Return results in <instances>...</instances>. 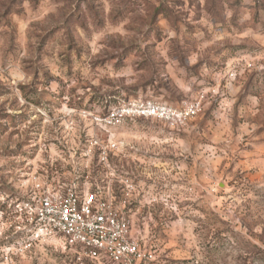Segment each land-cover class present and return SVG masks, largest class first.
<instances>
[{
    "label": "rangeland",
    "instance_id": "374dc122",
    "mask_svg": "<svg viewBox=\"0 0 264 264\" xmlns=\"http://www.w3.org/2000/svg\"><path fill=\"white\" fill-rule=\"evenodd\" d=\"M223 11L224 0H165L155 7L152 22L163 13L167 23L149 47L159 57L156 72L167 74L118 87L114 78L96 73L108 62L99 53L87 62V77L83 64L76 67L85 49L72 26L82 22L83 29L89 19L106 25L122 9L104 0H0V56L15 53L18 60L17 70L0 78V264L70 260L59 239L38 236L29 215L17 209L29 192L27 174L50 160L61 179L71 180L78 171L85 188L114 181L118 199L121 182L133 180L138 205L129 212L132 234L157 250L156 264H221L225 244L241 233L264 236V45L249 43L235 24L228 27ZM41 14L62 20L65 30L45 25L37 18ZM181 28L203 33L185 43L193 52L206 46L209 54L197 56L192 66L196 84L181 70L182 62L172 63L166 31ZM105 40L100 36L96 43ZM58 43L66 45L62 52L56 51ZM46 45L51 63L42 72L30 71ZM136 48L129 44L119 59L111 58L114 71L125 60L139 63ZM87 51L92 54L90 44ZM136 99L178 108L197 102L201 111L180 129L148 119L125 121L110 131L120 143L111 168L95 157L88 174L81 156L85 135L98 131L81 111L104 113Z\"/></svg>",
    "mask_w": 264,
    "mask_h": 264
},
{
    "label": "built area",
    "instance_id": "2783aa9c",
    "mask_svg": "<svg viewBox=\"0 0 264 264\" xmlns=\"http://www.w3.org/2000/svg\"><path fill=\"white\" fill-rule=\"evenodd\" d=\"M200 111L197 102L178 108L153 99H136L104 113L81 111V116L89 118L98 131L85 135L81 156L86 172L92 173L89 164L95 157L101 167L111 168L110 160L120 150V143L110 131L125 121L148 119L180 129ZM105 134H110L108 139L103 138ZM55 164L50 160L46 168L27 174L29 192L17 205L19 211L29 215L38 236L59 239L64 252L70 255L68 264L157 263V250L131 235L129 207L136 194L133 180L121 182L122 199H118L114 181L96 182L85 188L79 183L82 176L78 171L73 170L71 180L61 179Z\"/></svg>",
    "mask_w": 264,
    "mask_h": 264
},
{
    "label": "clouds",
    "instance_id": "9594fccd",
    "mask_svg": "<svg viewBox=\"0 0 264 264\" xmlns=\"http://www.w3.org/2000/svg\"><path fill=\"white\" fill-rule=\"evenodd\" d=\"M164 2L165 0H104L106 6L120 8L123 14L116 21L106 25H100L96 20L89 19L83 29L81 28L82 22H77L72 26L74 32L78 34L77 45H82L85 49L84 60L75 61L76 67L83 64L85 66L84 74L87 77V62L97 58L95 54L99 53V57L107 59L108 62L104 64L103 68L98 67L96 73L99 76L114 78L118 87L131 86L138 81H148L165 76L166 72H156L159 67V57L149 47L156 43V33L160 30V26L167 23L163 13L156 16L154 23L151 19L155 7ZM37 18L51 27L61 25L59 29L61 32L65 30L62 27V20H44L43 14ZM223 18L228 27H232L233 24L238 26L240 35L248 38L249 43L264 45V0H239V4H234V0H224ZM217 27H220L219 23H217ZM98 32L100 36L107 37L103 44L96 43L100 38L97 36ZM166 35L172 41V63L182 62L181 70L187 71L188 75L192 77L190 83L196 84L197 78L193 75L192 66L196 64L197 56L204 58L209 54L204 51L206 46L201 47L198 52H193L191 45L185 42L198 41L203 37V33L197 30L195 35H192L181 28L179 33L169 29L166 31ZM238 39L233 36L234 42H238ZM32 43L35 44L36 41L33 40ZM89 44L91 45V55L87 51ZM129 44L137 46L136 53L139 63L133 64L125 60L124 65L118 71H114L115 61L111 58L119 59L124 47ZM55 47L57 52H62L66 45L58 43ZM50 50L46 45L42 59L35 63L30 71L42 72L51 63L47 54ZM156 51H159L158 45ZM73 59L75 60L74 54ZM17 68L18 60L15 53L0 56V78L6 74L10 76ZM95 82L93 81V83ZM253 231L259 233L260 228H255ZM221 254L224 256L221 264H264V236H257L253 239L252 236L241 233L231 243L225 244ZM205 264H215V261L209 259L205 261Z\"/></svg>",
    "mask_w": 264,
    "mask_h": 264
},
{
    "label": "crops",
    "instance_id": "0c3cea01",
    "mask_svg": "<svg viewBox=\"0 0 264 264\" xmlns=\"http://www.w3.org/2000/svg\"><path fill=\"white\" fill-rule=\"evenodd\" d=\"M137 205H138V203H137V199H135V197H133L132 198V201H131V205H130V207H129V209H130V212L134 209V208H136L137 207ZM132 216H130V221H131V235H132V237H134L133 236V234H132V218H131ZM136 239H138V238H136ZM140 241V240H139ZM140 242H142V241H140ZM143 243V242H142ZM143 244H145V243H143Z\"/></svg>",
    "mask_w": 264,
    "mask_h": 264
}]
</instances>
